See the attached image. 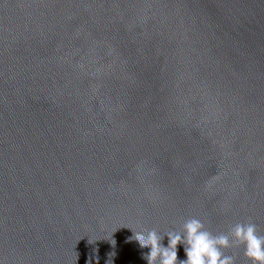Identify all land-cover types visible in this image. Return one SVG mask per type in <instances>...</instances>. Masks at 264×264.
I'll use <instances>...</instances> for the list:
<instances>
[{
	"label": "water",
	"instance_id": "water-1",
	"mask_svg": "<svg viewBox=\"0 0 264 264\" xmlns=\"http://www.w3.org/2000/svg\"><path fill=\"white\" fill-rule=\"evenodd\" d=\"M190 218L264 235V0H0V264H147Z\"/></svg>",
	"mask_w": 264,
	"mask_h": 264
},
{
	"label": "clouds",
	"instance_id": "clouds-1",
	"mask_svg": "<svg viewBox=\"0 0 264 264\" xmlns=\"http://www.w3.org/2000/svg\"><path fill=\"white\" fill-rule=\"evenodd\" d=\"M167 247L163 237L155 230L133 232L130 239L137 241L141 248H149L144 255L147 264H235L226 249L242 248L250 264H264V235L259 234L257 225L250 219L235 223L226 232L213 234L198 218L188 219L181 232H168ZM184 245L186 259L177 258V245Z\"/></svg>",
	"mask_w": 264,
	"mask_h": 264
}]
</instances>
